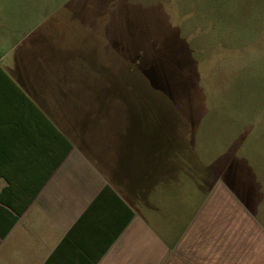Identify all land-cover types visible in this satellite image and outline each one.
<instances>
[{"label": "crops", "instance_id": "crops-1", "mask_svg": "<svg viewBox=\"0 0 264 264\" xmlns=\"http://www.w3.org/2000/svg\"><path fill=\"white\" fill-rule=\"evenodd\" d=\"M11 1L0 18V264H264V218L240 201L230 204L245 218L217 213L210 194L198 205L189 165L168 153L146 173L124 125L82 121L96 59L81 33L93 32L76 38L67 0Z\"/></svg>", "mask_w": 264, "mask_h": 264}, {"label": "rangeland", "instance_id": "rangeland-1", "mask_svg": "<svg viewBox=\"0 0 264 264\" xmlns=\"http://www.w3.org/2000/svg\"><path fill=\"white\" fill-rule=\"evenodd\" d=\"M13 4L0 0L3 21L13 15ZM66 4L67 11L77 12L67 25L76 38L80 31L93 32L81 33L82 39L91 37L96 59L92 97L84 82L80 87V103H92L94 114L82 121L95 116L114 129L124 125L131 157L140 155L146 173L161 159L164 168L172 144L180 143L174 147L175 164L190 166L194 189L199 185L201 193H195L196 204L210 194L206 202L213 211L243 219L244 211L230 204L240 201L262 220L264 0Z\"/></svg>", "mask_w": 264, "mask_h": 264}, {"label": "trees", "instance_id": "trees-1", "mask_svg": "<svg viewBox=\"0 0 264 264\" xmlns=\"http://www.w3.org/2000/svg\"><path fill=\"white\" fill-rule=\"evenodd\" d=\"M176 145H180V143L172 144V150H173V153L171 152L170 154L173 155V156L175 155L176 158H177V153H174V151H175V150H174V147H175ZM176 160H177V159H176ZM191 166H192V164H191ZM194 180H195V179H194ZM195 181H196V180H195ZM197 181H199V180H197Z\"/></svg>", "mask_w": 264, "mask_h": 264}]
</instances>
